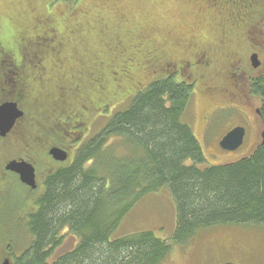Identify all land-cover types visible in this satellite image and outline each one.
<instances>
[{
    "label": "trees",
    "instance_id": "obj_1",
    "mask_svg": "<svg viewBox=\"0 0 264 264\" xmlns=\"http://www.w3.org/2000/svg\"><path fill=\"white\" fill-rule=\"evenodd\" d=\"M37 1L40 12L32 5L36 0H11L21 10L0 19V103L15 100L24 111L30 83L45 84L48 93L35 101L36 116L26 118L24 112L15 131L0 141V152L7 159L24 153L35 167L47 166L48 148L69 151L78 142L72 135L81 136L79 129L93 114L129 97L94 136L77 145L69 163L48 167L26 216L30 243L11 256V264H161L169 242L150 231L115 233L137 204L164 188L175 209L174 244L214 227L264 225V143L246 155L205 165L200 142L183 120L194 89L176 78L173 66L189 60L179 48L188 42V32L204 27L199 47L209 51L205 72L213 68L231 84L230 66L221 67L235 52L232 37L252 42L255 21L264 15L257 0H182L196 11L189 29L179 30L164 24L163 16L143 26L146 13L131 3L122 11L114 0ZM210 23L215 32L205 28ZM135 69L160 74L132 91ZM244 88L259 99L264 124V71ZM45 101L46 119L40 117ZM17 185L24 206L27 192L41 183L38 178L34 190ZM64 230L74 244L57 254Z\"/></svg>",
    "mask_w": 264,
    "mask_h": 264
},
{
    "label": "rangeland",
    "instance_id": "obj_2",
    "mask_svg": "<svg viewBox=\"0 0 264 264\" xmlns=\"http://www.w3.org/2000/svg\"><path fill=\"white\" fill-rule=\"evenodd\" d=\"M117 5L122 3V11L127 10L128 3L133 4L136 8L143 10V17L147 19L144 22L142 17L141 23L147 26L151 19H157L163 16L164 24L176 29H189L195 15L194 7H187L182 0H114ZM33 2L32 5L37 8L36 12L42 10L40 2ZM259 14L264 13V0H257ZM6 6L7 8H3ZM211 6V4H210ZM118 8V7H117ZM21 10L11 4V0H4L0 5V19L11 18L13 14ZM33 11V10H32ZM255 30L252 32V42L248 39L232 37L230 42L235 52L228 60L222 64L232 66L231 72L234 74L230 77L228 84L219 72L213 70L201 72L198 67L192 66L193 76L198 79L189 106L184 113L183 120L189 124L193 133L198 138L206 164L222 163L220 160L233 159L243 156L253 150L261 142V133L264 132V124L258 117H255L254 111L260 108L258 98L252 96L250 91L245 88L249 85V79L264 71V15L260 14L255 21ZM1 23V21H0ZM24 25V20L22 21ZM152 25V21L151 24ZM236 38V39H235ZM238 40V41H237ZM255 41L262 43L261 57L263 60L262 71L253 72L249 69L248 59L250 47ZM238 42V44H236ZM232 54V53H231ZM220 60L214 61V64L220 66ZM235 65L239 69L235 70ZM150 72L135 69L131 78L132 86L129 88L136 91V87L146 85L152 78L157 77L160 73L157 69ZM233 77L235 78L233 80ZM209 78V79H207ZM207 82V84H206ZM205 83V84H203ZM45 84H28L29 95L24 98L25 117L31 118L36 116L38 105L35 101L45 96L47 92L43 89ZM231 86V87H230ZM233 88V90H232ZM243 91V92H241ZM52 96H55L51 91ZM48 96V95H47ZM46 96V97H47ZM242 96V97H241ZM121 102L116 106L110 107L106 113L97 112L91 118L88 116L87 126L79 129L83 134L78 136L72 135L78 140L70 150V155L64 164L71 161L75 153V148L81 143L94 136L97 131L107 122L109 114L115 110H120L126 105L125 100L129 97L122 96ZM49 102V101H48ZM42 106L40 117L46 119L47 115L44 110L47 109L46 103ZM27 114V116H26ZM241 126L246 129V137L242 147L238 151L228 152L219 148L221 138L233 127ZM72 136H70L72 138ZM116 145L117 141L111 140ZM78 145V146H77ZM49 149V148H48ZM120 151V150H119ZM8 154V159L12 155ZM235 160V159H234ZM6 161L5 159L3 162ZM214 162V163H211ZM44 164V162H43ZM59 164L50 160L49 165L44 166L41 163L36 164L39 178L38 190L28 193L25 196L24 206L20 205V196L23 190L13 182L9 177L8 182H2L0 185V264L8 260L11 264V256H18L23 252L30 243V235L26 229V216L33 208V200L37 193L42 191V182L48 167H56ZM175 209L172 196L168 189H161L155 194L146 196L137 204L130 214L122 221L117 229L115 236H124L128 234L150 231L155 236L170 243L171 250L161 264H264V225L250 226H223L214 227L197 233L191 240L183 245L174 244L172 236L175 230ZM64 240L61 248L56 252L61 254L69 250L74 240L67 235V231L62 232Z\"/></svg>",
    "mask_w": 264,
    "mask_h": 264
},
{
    "label": "flooded vegetation",
    "instance_id": "obj_3",
    "mask_svg": "<svg viewBox=\"0 0 264 264\" xmlns=\"http://www.w3.org/2000/svg\"><path fill=\"white\" fill-rule=\"evenodd\" d=\"M207 27H205L207 29V31H209V33H211V31L215 32L216 28H214V25L212 26L211 23L210 25H206ZM204 29V27L202 28H199L197 29L196 31L194 30H191L190 32H188V37L189 39L188 42L186 44H179V48L182 50V51H185V52H188V55H189V60L188 61H185V60H176V62L173 63V66L175 68V73H176V78L179 80V81H184V82H187L188 84H190L193 89L195 88L198 79H195V77L193 76V69L191 68L192 66H196L198 67V70H200L201 72H204L208 66L210 65V57H209V51L208 50H203L202 48L199 47V42L203 41V36L201 37V34H202V30ZM255 45V46H254ZM262 43L258 42V41H255L250 47H252V49L250 48L249 51H250V54H249V57L248 59H250V56L251 55H256L257 56V59L259 61V66L257 68H254L252 67L250 61L248 63L249 65V69H253V72H255V74L257 72H260L262 71V63H263V60H262V57H261V52H262ZM167 65V64H165ZM235 70H238L239 69V65H235ZM232 70V66L230 65V69L228 71V75L229 77H231L234 73L231 72ZM260 74V73H259ZM258 74V75H259ZM255 76V75H254ZM18 77V76H17ZM235 78L233 77V80ZM17 83H20L19 79L17 78L16 79ZM22 83V81H21ZM18 85V84H17ZM233 90V88H232ZM242 97V96H241ZM5 102H13V103H16L17 104V107L20 109L19 107V104L17 101L15 100H6L4 102H1V104L5 103ZM22 112H23V116H22V120H24V111L22 109H20ZM20 119V120H21ZM18 120L15 125L13 126V128L9 131V133H7L5 135V137H0V141H4V140H7L10 135L15 131L19 121ZM245 136H246V133H245ZM245 136H244V139H245ZM56 146H52L50 147L48 150H47V156L49 157L50 160L53 161V159L49 156V153L48 151L51 149V148H54ZM56 148H59V147H56ZM62 149V148H60ZM240 149V148H239ZM64 150V149H62ZM66 153H67V157L70 155V152L68 150H64ZM6 152L5 151H2L0 152V163L2 166H0V185L1 183L3 182H8L9 181V177H11L13 179V181H15L16 183H18L19 185H21L22 187H26V185H24L23 183H21L20 181V178H19V175L12 172V171H8L6 170V166L14 161V162H26L28 164H31L32 167L34 168V172H35V181H36V186L38 184V174H37V169L36 167L34 166V163L28 161V160H25L24 159V153L22 154L21 157H15V158H9L7 159L6 157ZM6 160L3 162V160ZM72 159V158H71ZM69 160V159H68Z\"/></svg>",
    "mask_w": 264,
    "mask_h": 264
},
{
    "label": "water",
    "instance_id": "obj_4",
    "mask_svg": "<svg viewBox=\"0 0 264 264\" xmlns=\"http://www.w3.org/2000/svg\"><path fill=\"white\" fill-rule=\"evenodd\" d=\"M250 63L253 68L259 66L256 55L250 57ZM255 117L260 119L259 109L254 112ZM23 116V112L17 107L16 103L5 102L0 105V137H5L7 133L13 128L15 123ZM245 130L242 127H235L226 133L219 141V148L233 152L237 150L243 143ZM261 143H264V132L261 133ZM49 156L56 162L62 163L67 160V153L60 148H51ZM6 170L12 171L19 175L21 183L34 190L36 188L35 172L31 164L26 162H10L6 166ZM2 264H9L8 260H4Z\"/></svg>",
    "mask_w": 264,
    "mask_h": 264
}]
</instances>
